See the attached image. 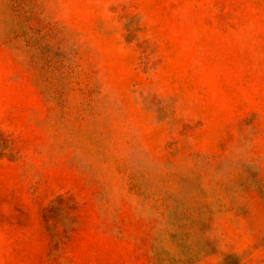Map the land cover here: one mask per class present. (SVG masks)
I'll list each match as a JSON object with an SVG mask.
<instances>
[{"label": "rangeland", "instance_id": "obj_1", "mask_svg": "<svg viewBox=\"0 0 264 264\" xmlns=\"http://www.w3.org/2000/svg\"><path fill=\"white\" fill-rule=\"evenodd\" d=\"M0 264H264V0H0Z\"/></svg>", "mask_w": 264, "mask_h": 264}, {"label": "crops", "instance_id": "obj_2", "mask_svg": "<svg viewBox=\"0 0 264 264\" xmlns=\"http://www.w3.org/2000/svg\"><path fill=\"white\" fill-rule=\"evenodd\" d=\"M227 229L222 232L226 237V252L235 251V246H246L258 241L261 234V228H251L250 224L246 220H242L240 224L236 226L234 221H226ZM240 250V249H239Z\"/></svg>", "mask_w": 264, "mask_h": 264}]
</instances>
